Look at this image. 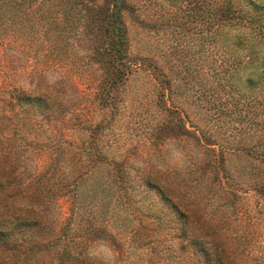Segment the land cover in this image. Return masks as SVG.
I'll return each instance as SVG.
<instances>
[{
	"label": "rangeland",
	"instance_id": "1",
	"mask_svg": "<svg viewBox=\"0 0 264 264\" xmlns=\"http://www.w3.org/2000/svg\"><path fill=\"white\" fill-rule=\"evenodd\" d=\"M106 2L0 0V264H264L254 33L214 21L218 0H128L134 66L110 90ZM48 70L63 74L55 89ZM157 189L184 220L154 221Z\"/></svg>",
	"mask_w": 264,
	"mask_h": 264
},
{
	"label": "trees",
	"instance_id": "2",
	"mask_svg": "<svg viewBox=\"0 0 264 264\" xmlns=\"http://www.w3.org/2000/svg\"><path fill=\"white\" fill-rule=\"evenodd\" d=\"M106 1V5L99 11L102 17L101 20L105 22L104 31L106 33V41L104 50L98 51L97 57L99 58L102 67L112 78V84L110 88L111 90L112 88L118 87L128 77L134 66V63L132 59H130L128 54V32L123 16L124 12L128 11L131 8V5L129 4L128 0ZM218 3H220V7L212 8L211 12L213 15V20H217L218 22H220L221 27H224L225 25L246 27L254 33V35L250 37V44L247 48V58H249L248 67L250 68L248 73L250 75V77L248 78V83L250 85V90L257 88L259 85L264 87V0H218ZM217 15L218 18L216 17ZM236 45L237 48H239L240 41H238ZM106 56L110 57V59H105ZM234 58L236 59L235 63L237 66L235 68V73L239 75L242 65V61L239 59L241 58V56L235 52ZM258 141V143H263L262 139H258ZM248 154L250 156L257 157L258 161L259 159H262V162L264 163V150L261 151L260 146L248 149ZM209 166L216 170L217 168H219L220 164L215 165V167H213L214 165L212 164H209ZM187 179L193 178L190 177ZM132 183L133 182H131V184ZM146 183L149 186H152V183H150L149 181H146ZM190 187L191 185L185 184L182 187V190ZM198 187L201 186L200 182L197 180L194 185H192V188L195 191L193 198H198L200 201H202L200 199ZM262 188L264 189V186H262ZM158 196L166 206V209H163V211L156 212L151 215L155 222L164 224V222L166 221V216L169 214H173L172 216L176 217V219L179 218V220L185 219L186 216L183 211H181L180 208H177L175 204L171 202L169 196L166 193L162 192L159 189ZM131 198H133L132 195ZM181 198L184 201L188 200L186 196H181ZM145 201L146 200H143L142 197L140 201V203H142V206L144 205ZM196 204L197 203H195V205ZM0 234L3 233L0 232ZM0 236L5 237V235ZM191 245L194 247L195 253L199 257H201L204 253V250L200 246L201 244L195 241L194 243H191ZM62 246L66 249L67 244L61 243V247ZM86 257L87 254L85 252H79L75 253L72 256H68V258L65 260L64 256H62L60 259L63 261V263L69 261L75 263H84L86 261Z\"/></svg>",
	"mask_w": 264,
	"mask_h": 264
},
{
	"label": "clouds",
	"instance_id": "3",
	"mask_svg": "<svg viewBox=\"0 0 264 264\" xmlns=\"http://www.w3.org/2000/svg\"><path fill=\"white\" fill-rule=\"evenodd\" d=\"M44 77V83L45 85L50 88V89H55L57 86H59L60 82L63 80V74L59 71H54V70H48L43 74ZM27 84L26 80H21L18 83L19 87L24 88ZM30 86V85H29ZM71 96L69 94L68 97H66L67 99H70Z\"/></svg>",
	"mask_w": 264,
	"mask_h": 264
}]
</instances>
